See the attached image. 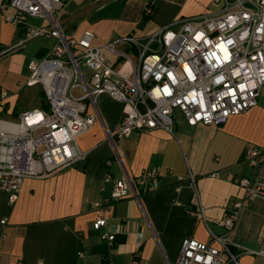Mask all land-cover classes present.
I'll return each instance as SVG.
<instances>
[{
	"label": "built area",
	"instance_id": "2783aa9c",
	"mask_svg": "<svg viewBox=\"0 0 264 264\" xmlns=\"http://www.w3.org/2000/svg\"><path fill=\"white\" fill-rule=\"evenodd\" d=\"M70 1L10 0L3 8L8 23L26 28L25 39L4 53L35 39L57 40L46 56L29 62L23 86L39 87L48 109L25 111L17 123L0 118V190L11 202L18 200L26 179L51 177L86 158L78 140L100 121L97 99L102 95L124 104L111 142L157 129L173 134L177 113L190 126H221L257 106L264 88V0H214L223 4L219 12L179 19L146 38L124 36L104 46L94 44L90 31L80 38L64 33L59 13ZM144 13H153L151 3ZM29 18L48 26H30ZM7 97L3 91L0 106ZM243 162L250 176L228 177L243 196L219 222L225 234L210 232L209 243L185 239L175 264H239L243 255L264 260V239L259 250L229 239L241 212L253 201H264V147H248ZM160 177L158 169L135 179L106 177L111 193L93 204L98 214L93 226L106 230L112 247L118 233L108 225L113 206L140 190L157 191ZM196 204L201 206L198 200ZM106 264L114 263L108 259Z\"/></svg>",
	"mask_w": 264,
	"mask_h": 264
},
{
	"label": "crops",
	"instance_id": "0c3cea01",
	"mask_svg": "<svg viewBox=\"0 0 264 264\" xmlns=\"http://www.w3.org/2000/svg\"><path fill=\"white\" fill-rule=\"evenodd\" d=\"M9 1L0 0V97L3 91L8 94L0 106V118L17 123L25 112H18L19 94L34 89L23 87L29 75L28 64L46 56L57 40L44 38L49 41L31 50L28 42L4 53L26 35L25 27L5 20L3 8ZM146 3L153 6L151 15L144 13ZM222 8L223 4L214 0H71L59 13V22L68 37L80 38L90 31L94 44L104 46L124 36L146 38L179 19L216 13ZM7 12L15 14L12 9ZM38 20L40 27L48 26L47 21L35 18H29L28 24L39 27L34 22ZM100 97L113 100L119 108L116 112L98 110L100 121L79 138L85 159L51 177L26 179L16 202L0 190V264H106L108 259L114 264L135 260L139 264H175L185 239L209 243L210 232L225 234L219 222L232 203L243 196V190L228 177L250 176L243 162L245 151L252 145H264L254 141L230 151L217 138L233 126L235 118L249 116L256 107L232 117L221 125L225 127L190 126L177 113L173 134L163 129L135 132L114 143L109 135L115 134L124 105L110 95ZM148 169L160 171V188L140 190L113 206L108 225L116 227L118 233L112 247L106 230L94 229L98 214L93 204L110 195L112 185L105 182L108 175L135 179ZM216 173L221 177L212 176ZM229 239L246 249L261 248L263 200L253 201L241 212ZM239 264H264V260L243 255Z\"/></svg>",
	"mask_w": 264,
	"mask_h": 264
},
{
	"label": "rangeland",
	"instance_id": "374dc122",
	"mask_svg": "<svg viewBox=\"0 0 264 264\" xmlns=\"http://www.w3.org/2000/svg\"><path fill=\"white\" fill-rule=\"evenodd\" d=\"M34 22L38 26L41 23L39 20ZM45 41L49 40L44 38L33 40L28 43V48L31 50L35 48L34 45H37L38 43H45ZM19 96L21 97L17 102L18 112L27 111L32 108L47 109L46 99L43 97L42 90L39 87L26 92L23 90ZM97 108L100 113H102L105 108L110 109L112 112H116L119 106L109 98L99 97L97 99ZM0 117H3V115H0ZM108 127L110 132L113 133V128L110 125H108ZM254 141L259 142V145H264V88L261 91L255 111L249 116H240L239 118H235L233 126H231L228 130L226 128L222 133L220 132L217 138V142H220L221 146L227 147L230 151L231 149H236L237 146L241 144L249 146ZM114 143H116L115 139ZM253 146L254 145H252V147Z\"/></svg>",
	"mask_w": 264,
	"mask_h": 264
},
{
	"label": "trees",
	"instance_id": "16d2710c",
	"mask_svg": "<svg viewBox=\"0 0 264 264\" xmlns=\"http://www.w3.org/2000/svg\"><path fill=\"white\" fill-rule=\"evenodd\" d=\"M42 94H43V97H45V95H44V93L42 92ZM47 109H48V106H47Z\"/></svg>",
	"mask_w": 264,
	"mask_h": 264
}]
</instances>
